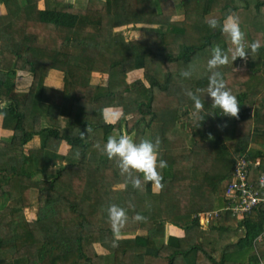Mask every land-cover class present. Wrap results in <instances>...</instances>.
I'll return each mask as SVG.
<instances>
[{
  "label": "trees",
  "instance_id": "16d2710c",
  "mask_svg": "<svg viewBox=\"0 0 264 264\" xmlns=\"http://www.w3.org/2000/svg\"><path fill=\"white\" fill-rule=\"evenodd\" d=\"M0 5V264H106V256L111 264L264 261V239L255 242L264 205L243 218L224 210L225 186L245 153L253 162L248 182L264 195V0ZM229 14L239 18L250 52L234 61L229 53L218 69L237 98L236 116L221 114L207 96L212 47H234L219 27ZM128 25L148 27L126 40L117 29ZM189 67L191 76L182 77ZM110 108L122 109L116 123L105 119ZM122 133L159 139L158 159L167 162L160 189L142 174L134 188L107 158L104 143ZM42 162L53 163V178L37 177ZM111 204L128 218L118 234L107 219ZM215 211L207 228L194 218ZM170 226L182 235L169 234Z\"/></svg>",
  "mask_w": 264,
  "mask_h": 264
},
{
  "label": "clouds",
  "instance_id": "9594fccd",
  "mask_svg": "<svg viewBox=\"0 0 264 264\" xmlns=\"http://www.w3.org/2000/svg\"><path fill=\"white\" fill-rule=\"evenodd\" d=\"M212 29L218 27V21L211 19L207 21ZM220 30L225 34L234 46L231 49H222L219 46H213L211 55L207 60V68L210 72L208 76L207 96L211 99V105L220 110L223 115L236 116L239 111L238 101L231 90L227 88L221 72L218 70L229 59V53L233 61L237 57H245L250 52L245 51L244 33L240 27L239 18L234 15H227L222 24H219ZM258 47L257 43H252L250 48L254 51ZM182 77L191 76V69L183 70ZM199 91V90H197ZM187 95L192 100L195 108L200 110L202 107L198 95L189 91ZM159 139H141L135 141L129 135L120 134L118 136L110 135L103 145V152L109 160H115L121 174H126L134 188H141V178L137 174H142L144 181L153 182L155 189L162 187L161 171L167 167V162L158 159ZM261 185H264V177L261 178ZM141 219L139 214L135 217ZM107 219L111 225L114 234H118L120 229L127 222V214L122 207L111 204L107 208ZM113 246L115 241H113Z\"/></svg>",
  "mask_w": 264,
  "mask_h": 264
},
{
  "label": "built area",
  "instance_id": "2783aa9c",
  "mask_svg": "<svg viewBox=\"0 0 264 264\" xmlns=\"http://www.w3.org/2000/svg\"><path fill=\"white\" fill-rule=\"evenodd\" d=\"M251 164H253V162L249 159L247 153L238 157L232 178L225 186L224 198L228 205L224 210L238 218H243L253 212V210L259 208L260 205H264V195L253 190V186L248 182V168ZM260 164L261 159H257L254 166L258 167ZM262 177H264V172L260 177V181ZM218 215L219 211H215L200 213L194 216V218L199 220L202 228H207L215 221ZM263 239L264 231L255 242H261ZM260 264H264V261H261Z\"/></svg>",
  "mask_w": 264,
  "mask_h": 264
},
{
  "label": "crops",
  "instance_id": "0c3cea01",
  "mask_svg": "<svg viewBox=\"0 0 264 264\" xmlns=\"http://www.w3.org/2000/svg\"><path fill=\"white\" fill-rule=\"evenodd\" d=\"M68 1H71V0H68ZM74 2H78V3L83 4V3L87 2V0H73L72 3H74ZM39 8L40 9H44V2H41L39 4ZM5 13H6L5 8L2 5H0V14L4 15ZM138 26H140V25H138ZM119 29H122V27H120ZM119 29H117L118 32H119ZM141 34L142 33L139 30V37L138 38L141 37ZM138 38H136V39H138ZM22 81H23L22 86H20L21 91L26 90L27 86L29 84V81L27 79L26 80H22ZM122 113H123L122 109H115V108L107 109V110H105V119H106V121H108L110 123H116L121 118ZM129 136L134 139L133 134L129 135ZM2 137H6V135L3 133V130L1 128V118H0V138H2ZM66 153H67V146L63 145L61 147V150H60L59 154L60 155H66ZM52 164L53 163H51L50 165L43 164V162L42 163H37V167L38 168H37L36 171L39 174V175H37V177L40 178V179H42V178H49V179L53 178L54 174H55V169L52 166ZM168 231H169V234H171L173 236L180 237L182 235V232L179 229H177L175 227H172V226H170L168 228ZM105 261H106V264H111L112 263V257L111 256H106Z\"/></svg>",
  "mask_w": 264,
  "mask_h": 264
},
{
  "label": "rangeland",
  "instance_id": "374dc122",
  "mask_svg": "<svg viewBox=\"0 0 264 264\" xmlns=\"http://www.w3.org/2000/svg\"><path fill=\"white\" fill-rule=\"evenodd\" d=\"M66 2H70L71 4H81L78 2L72 3L73 0H71V1L66 0ZM140 27L144 28V27H148V26H146V25H143V26L128 25V26L122 27V29H119V28L118 29H119V32H122L124 34V38L126 40H130V39H136L139 37V29H141ZM141 36H142V34H141ZM231 65L233 66L234 63H232ZM52 76H53V78L60 79V77H58L59 76L58 73H53Z\"/></svg>",
  "mask_w": 264,
  "mask_h": 264
}]
</instances>
